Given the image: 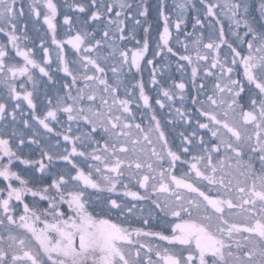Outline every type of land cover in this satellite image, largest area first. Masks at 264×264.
I'll list each match as a JSON object with an SVG mask.
<instances>
[{"label": "snow or ice", "instance_id": "6c2138e0", "mask_svg": "<svg viewBox=\"0 0 264 264\" xmlns=\"http://www.w3.org/2000/svg\"><path fill=\"white\" fill-rule=\"evenodd\" d=\"M157 11L0 0V264H264V0Z\"/></svg>", "mask_w": 264, "mask_h": 264}, {"label": "rangeland", "instance_id": "374dc122", "mask_svg": "<svg viewBox=\"0 0 264 264\" xmlns=\"http://www.w3.org/2000/svg\"><path fill=\"white\" fill-rule=\"evenodd\" d=\"M62 2H63V0H61V3ZM175 2H177V0H163V3L165 5L166 14H169L173 18L175 17V11H174ZM253 2H255V0H253ZM147 3L150 5V22L152 24V47H154L155 46V40L158 39V33L163 31V19L158 15V11H157V6L161 3V0H147ZM253 15H258V14L253 12ZM225 25L227 26V21H225ZM187 30L191 31V24L190 23L187 26ZM29 34L33 37L35 36V33H33V32H30ZM40 34L43 35V32H41ZM173 34L175 36V30L174 29H173ZM140 35L142 36L143 34L140 33ZM181 38H183V37H181ZM0 40H1V37H0ZM35 52H36L37 58L39 59V57L42 54L38 50V42H37V47L35 49ZM149 56H151V52L149 53ZM172 59H173V70H174L175 58H172ZM173 74L175 77H177V78L179 77L178 72L173 71ZM109 75H111V74L109 73Z\"/></svg>", "mask_w": 264, "mask_h": 264}, {"label": "flooded vegetation", "instance_id": "af4514ba", "mask_svg": "<svg viewBox=\"0 0 264 264\" xmlns=\"http://www.w3.org/2000/svg\"><path fill=\"white\" fill-rule=\"evenodd\" d=\"M60 2H61V0H60ZM0 37H1V40H0L1 42H4L6 40V38L3 37L2 34H0ZM17 59H19V58H17ZM145 78L147 79V73H145Z\"/></svg>", "mask_w": 264, "mask_h": 264}]
</instances>
